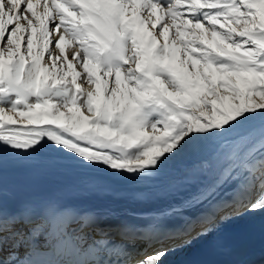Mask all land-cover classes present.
Returning a JSON list of instances; mask_svg holds the SVG:
<instances>
[{"label": "snow or ice", "instance_id": "snow-or-ice-1", "mask_svg": "<svg viewBox=\"0 0 264 264\" xmlns=\"http://www.w3.org/2000/svg\"><path fill=\"white\" fill-rule=\"evenodd\" d=\"M208 142L227 149L226 166L155 217L185 220L179 247L264 211V0H0V264H31L20 249L38 238L26 218L3 213L4 151L28 156L48 144L119 180ZM229 184L231 199L218 200ZM186 211L212 227L197 231ZM172 231L153 224L139 239L151 246ZM98 235L71 264H131L120 259L126 246Z\"/></svg>", "mask_w": 264, "mask_h": 264}, {"label": "bare ground", "instance_id": "bare-ground-1", "mask_svg": "<svg viewBox=\"0 0 264 264\" xmlns=\"http://www.w3.org/2000/svg\"><path fill=\"white\" fill-rule=\"evenodd\" d=\"M3 153L17 154L10 150ZM226 153L227 149L217 143H201L178 153L152 175L116 180L106 169L83 167L44 144L30 154L38 162L33 170L3 174V213L5 217L17 214L26 218L29 222L25 232L35 228L39 238L47 226V219L41 214L50 212L59 200L64 199L68 204L66 211L73 212L77 220L67 228L61 221V228L77 235L78 244L86 242L84 248L103 238L98 235V230L108 232L107 238L112 244L126 246L130 255L120 259L130 260L131 264L165 252L173 244L177 250L165 252L157 264H179L200 252L212 253L210 264H264V235L259 233L264 229V211L256 209L226 220L217 225L216 230L183 247H179L185 240L180 229L185 220L179 216L157 220V216L150 215L155 211H147L158 208L161 209L158 212L162 213L172 206H179L199 188L211 184L226 166ZM204 161L209 166L200 170L198 166ZM234 187L235 184L226 185L217 199H231L227 193ZM103 195L112 198L107 200ZM23 203L28 205H21ZM19 208L24 211L18 212ZM112 211L125 214L112 219ZM84 214L94 215L95 222L82 227ZM132 215L143 217L134 219ZM182 215L192 219V226L197 231L201 230L204 221L198 218V212L186 211ZM100 223L106 224L107 228L99 227ZM153 224L161 229L174 230L170 233L173 238H158L148 246L139 237L141 231ZM207 226L212 227L211 224ZM38 238L34 241L26 239L25 242L34 244Z\"/></svg>", "mask_w": 264, "mask_h": 264}, {"label": "rangeland", "instance_id": "rangeland-1", "mask_svg": "<svg viewBox=\"0 0 264 264\" xmlns=\"http://www.w3.org/2000/svg\"><path fill=\"white\" fill-rule=\"evenodd\" d=\"M107 200H109V199H111L112 197L111 196H109V195H103ZM106 196H108V197H106ZM255 199V196L253 197V200ZM158 210H161V209H158V208H149L147 211H155V212H152V213H150V215H152V216H159L161 213L160 212H158ZM110 214H111V218L112 219H115V217H116V215H124L125 213H122V212H120V211H112V212H110ZM133 216V218L134 219H138V218H141V217H143V216H136V215H132ZM123 217V216H122ZM121 217V218H122ZM126 218V217H125ZM106 219V218H105ZM108 220V219H107ZM99 221H100V219H99ZM98 221V222H99ZM30 225V224H29ZM201 225H204V227H207L208 228V226H207V224H201ZM99 227H101V228H107V225L106 224H99L98 225ZM109 227V226H108Z\"/></svg>", "mask_w": 264, "mask_h": 264}]
</instances>
